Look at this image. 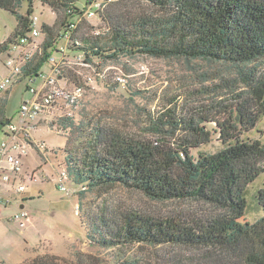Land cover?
I'll return each mask as SVG.
<instances>
[{"label":"trees","instance_id":"obj_1","mask_svg":"<svg viewBox=\"0 0 264 264\" xmlns=\"http://www.w3.org/2000/svg\"><path fill=\"white\" fill-rule=\"evenodd\" d=\"M34 1L59 18L51 25L42 23V41L12 83L38 77L55 52L63 62L59 78L67 76L71 58L95 66L137 54L201 59L235 68V77L225 83L231 84V102L218 104L222 117L210 116L219 108L216 104L196 119L166 108L148 117L152 138L128 136L100 123L89 128L76 149L66 151L69 178L81 183V190L121 185L152 200L195 205L159 217L129 211L113 212L111 218L101 215L94 225L98 244L169 245L196 252L186 260L176 258L174 264H264V215L254 222L240 221L246 207L244 190L264 165V145L244 137L264 114V0H96L94 17L104 24L102 30L84 19L88 0L83 6L78 0H0V8L17 17L0 53L8 54L10 45L21 38L30 40ZM24 4L25 14H20ZM70 22H76V28L62 40ZM62 41L64 53L57 48ZM72 80L83 87L87 82L78 75ZM4 110L1 101L3 135V126L10 123ZM72 116L61 117L55 125L58 132L79 129ZM207 123L214 126L208 128ZM212 133L225 147L192 154L211 140ZM259 200L264 207V189L259 190Z\"/></svg>","mask_w":264,"mask_h":264},{"label":"rangeland","instance_id":"obj_2","mask_svg":"<svg viewBox=\"0 0 264 264\" xmlns=\"http://www.w3.org/2000/svg\"><path fill=\"white\" fill-rule=\"evenodd\" d=\"M84 3L85 0H78V5ZM128 7L137 9L129 4ZM25 11L26 4L19 12L25 14ZM32 14L39 18L38 27L42 23L51 25L59 18V14L38 1L32 4ZM84 19L92 28H104L95 17L84 15ZM16 25V15L0 8V44L11 35ZM42 38L40 33L34 40L40 43ZM7 58V51L0 53L1 70H7L3 63ZM71 59L66 63L67 76L59 79L58 86L73 89V75L80 76L82 81L87 76L90 83H83L84 91L76 105L60 101L57 106L41 113L34 126L28 129L31 139L26 142L27 153L14 182L15 185L23 184L24 190L8 205H0V264H174L176 258L186 260L193 256L196 252L169 245L136 243L105 247L98 244L100 235L94 231L101 215L111 218L113 212L129 211L159 217L192 209L195 206L192 203L152 200L121 185L81 190L82 184L71 177L64 182L67 190H60L56 185L58 174L65 169L71 175L64 161L66 151L76 149L92 126L102 123L128 136L152 138L153 134L148 131L150 114L175 107L179 116L196 119L207 114L206 109L212 105L229 104L231 84L227 87L225 83L235 77V68L201 59L187 61L144 54L95 66L74 63ZM43 75L40 74L35 81L28 78L15 81L8 90L0 92V102L5 105V117L10 123H22L18 110L32 96L27 86H40ZM118 76L125 82L118 83ZM221 110L215 107L210 116L222 117ZM69 111L79 129L58 132L55 125ZM206 126L211 128L214 124L207 123ZM2 137L3 132H0V140ZM244 137L258 139L264 145V114ZM41 142L45 149L37 148L36 143ZM223 147L225 144L217 138V133H212L211 140L194 148L192 154L214 153ZM262 189L264 165L244 190L246 207L241 222H254L264 215L259 200V190ZM21 204L23 207L19 208ZM19 209L27 211L30 217L23 227L20 219H10Z\"/></svg>","mask_w":264,"mask_h":264},{"label":"built area","instance_id":"obj_3","mask_svg":"<svg viewBox=\"0 0 264 264\" xmlns=\"http://www.w3.org/2000/svg\"><path fill=\"white\" fill-rule=\"evenodd\" d=\"M87 3V2H86ZM85 10L83 13L89 17L95 16V7H99L96 0H88V5L84 4ZM38 16L33 15L30 20L29 41L26 38H21L17 43L10 45L8 50V58L3 61L7 68V73L0 74V92L8 90L12 84L13 77L19 74L25 65L31 60L34 50L39 43H36L34 38L40 35V28L38 27ZM76 28V22H70L67 30L63 34L62 40H68L73 30ZM65 43L62 41L57 48L60 52H65ZM48 61L51 65V70L48 74L43 75V83L37 88L28 87L31 93V98L24 101L19 110V116L22 119L21 124L8 123L4 129V135L0 140V205H8L14 200V196L24 190L23 184H14L17 176L21 171L22 159L26 155V142L31 137L29 134V127L34 126L35 120L39 115L47 111L51 107L58 105L60 101H64L69 105H76L78 99L83 94L84 87L82 85H75L73 89L68 90L58 86L59 77L57 75L59 66L63 62H59L54 56H50ZM65 63V62H64ZM74 63L84 65L85 63L76 58ZM86 65V64H85ZM37 77H31L30 81H35ZM86 78V83H90V78ZM118 83H124L125 79L121 76L116 77ZM72 113L66 112V115ZM38 149H45L43 142L36 143ZM59 180L57 187L60 190H67L65 181L69 179L68 171L60 170L58 174ZM28 212L19 209L10 219H20V226L23 227L25 222L29 220Z\"/></svg>","mask_w":264,"mask_h":264},{"label":"crops","instance_id":"obj_4","mask_svg":"<svg viewBox=\"0 0 264 264\" xmlns=\"http://www.w3.org/2000/svg\"><path fill=\"white\" fill-rule=\"evenodd\" d=\"M54 57L56 58V59H58V57H59V54L57 53V52H55L54 54ZM51 65L50 64H47L46 66H45V70H42L41 69V73L42 74H47L50 70H51ZM5 73H7V70H5V68H4V70H1L0 69V74H5ZM3 117H4V119H7L6 117H5V110H4V113H3Z\"/></svg>","mask_w":264,"mask_h":264},{"label":"water","instance_id":"obj_5","mask_svg":"<svg viewBox=\"0 0 264 264\" xmlns=\"http://www.w3.org/2000/svg\"><path fill=\"white\" fill-rule=\"evenodd\" d=\"M22 207H23V205L21 204L19 208H22Z\"/></svg>","mask_w":264,"mask_h":264}]
</instances>
